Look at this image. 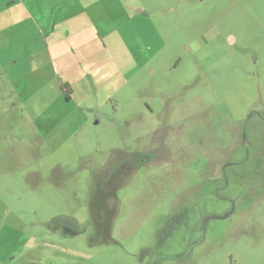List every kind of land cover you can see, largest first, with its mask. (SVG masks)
Here are the masks:
<instances>
[{"label":"rangeland","instance_id":"obj_1","mask_svg":"<svg viewBox=\"0 0 264 264\" xmlns=\"http://www.w3.org/2000/svg\"><path fill=\"white\" fill-rule=\"evenodd\" d=\"M103 6L4 35L0 264H264V0Z\"/></svg>","mask_w":264,"mask_h":264},{"label":"crops","instance_id":"obj_2","mask_svg":"<svg viewBox=\"0 0 264 264\" xmlns=\"http://www.w3.org/2000/svg\"><path fill=\"white\" fill-rule=\"evenodd\" d=\"M107 1L108 0H0V51H4L5 45L9 41L8 37L4 35L10 29L16 31L17 35L13 39L19 44L26 41L31 32H33L35 38L39 41L36 43L33 42V46L39 50H42V47L46 49L48 45L54 47L57 44L58 48L64 49V44H68L71 47V42L78 45V42H81L78 35L89 33L88 31L92 28V25L97 26V23H101V21L103 22V20H105L103 18L105 17L103 2L106 3ZM63 12L64 18L59 21L60 25L65 23L66 20L64 19L66 17L74 21L65 28L64 37L56 39L55 42L53 41L51 43L52 38L49 34L55 31L58 25L57 15H62ZM96 12L98 16H101L97 18L92 17ZM129 14L130 16L128 19H132L134 16L138 15L135 9L132 10V14L131 12ZM98 18L100 19L99 22L97 20ZM108 20H110V17ZM94 36L95 38L98 37L97 34H94ZM42 37L46 39L43 38L46 41V46L44 41H42ZM39 43L41 46H39ZM9 44H11L10 41ZM81 46L82 45H79V47ZM34 56V52L26 56L27 60L31 61L30 64L33 63ZM11 62L13 65H21L15 60ZM71 91L68 90V94L65 97L67 100L65 99V102L71 101ZM47 107L48 106L44 107L38 113L37 117L41 119L44 116L45 119L49 120L48 116H46L48 114Z\"/></svg>","mask_w":264,"mask_h":264},{"label":"flooded vegetation","instance_id":"obj_3","mask_svg":"<svg viewBox=\"0 0 264 264\" xmlns=\"http://www.w3.org/2000/svg\"><path fill=\"white\" fill-rule=\"evenodd\" d=\"M106 170V169H105ZM106 172V171H105ZM107 176H104V178L102 179V180H100L101 182L100 183H102V188H103V182H104V188H106L107 186H105V184H107ZM110 182H108V184H109ZM96 187H98L99 185H97V183H96V185H95ZM109 187V186H108Z\"/></svg>","mask_w":264,"mask_h":264},{"label":"trees","instance_id":"obj_4","mask_svg":"<svg viewBox=\"0 0 264 264\" xmlns=\"http://www.w3.org/2000/svg\"><path fill=\"white\" fill-rule=\"evenodd\" d=\"M66 100H67V98H66Z\"/></svg>","mask_w":264,"mask_h":264}]
</instances>
